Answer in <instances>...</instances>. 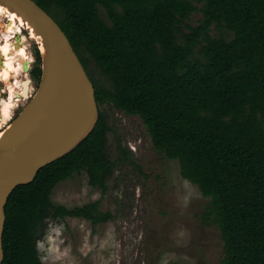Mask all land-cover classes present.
<instances>
[{"label":"trees","instance_id":"obj_1","mask_svg":"<svg viewBox=\"0 0 264 264\" xmlns=\"http://www.w3.org/2000/svg\"><path fill=\"white\" fill-rule=\"evenodd\" d=\"M61 26L88 71V54L110 86L99 106L139 117L155 150L179 162L183 178L209 199L202 219L224 243L221 264H264V0H35ZM200 11L196 26L188 21ZM218 30L220 35H214ZM31 70L40 83L42 58ZM108 115L74 150L42 168L6 206L2 264H43L39 230L48 219L112 218L99 202L72 209L54 189L86 173L108 191L131 151L108 153Z\"/></svg>","mask_w":264,"mask_h":264},{"label":"rangeland","instance_id":"obj_2","mask_svg":"<svg viewBox=\"0 0 264 264\" xmlns=\"http://www.w3.org/2000/svg\"><path fill=\"white\" fill-rule=\"evenodd\" d=\"M200 11L188 21L196 26ZM8 18L2 25L6 26ZM20 25V24H19ZM21 26V25H20ZM4 31L0 29L1 33ZM213 34L219 36L218 30ZM27 47L36 67L38 45L23 28L18 37ZM88 74L101 85L110 86L107 77L88 54ZM31 77V71L26 72ZM0 77V96L8 98L7 84L12 75ZM33 79V78H32ZM40 83L33 79L32 96ZM3 91V92H2ZM29 101L20 102L18 116ZM108 115V153L119 156V143L131 151L130 162H120L108 182V191L89 184L86 173L61 182L52 201L72 209L99 202L102 212L112 218L93 224L83 218L48 219L40 228L38 250L43 264H221L224 243L216 225H205L203 212L209 203L197 185L183 178L179 162L158 153L142 120L109 105L99 106ZM16 118V117H15ZM9 127V126H8Z\"/></svg>","mask_w":264,"mask_h":264},{"label":"water","instance_id":"obj_3","mask_svg":"<svg viewBox=\"0 0 264 264\" xmlns=\"http://www.w3.org/2000/svg\"><path fill=\"white\" fill-rule=\"evenodd\" d=\"M35 29L42 58L39 91L30 95L31 77L23 81L27 106L0 138V264L5 258L3 235L6 206L13 192L34 181L44 167L74 150L99 119L96 90L78 53L58 22L35 0H0ZM28 31V30H27ZM29 32V31H28ZM31 71L30 64L24 67ZM30 119L24 135L17 128Z\"/></svg>","mask_w":264,"mask_h":264},{"label":"bare ground","instance_id":"obj_4","mask_svg":"<svg viewBox=\"0 0 264 264\" xmlns=\"http://www.w3.org/2000/svg\"><path fill=\"white\" fill-rule=\"evenodd\" d=\"M5 18L9 19L6 26L2 25ZM23 28L30 32L33 41L38 39L33 27L29 26L21 16L0 4V29L4 31V34L1 32L3 36L0 38V77L8 79L7 77L12 75V79L15 80V82H9L6 85L9 92L8 98L0 96V138L4 135V131L11 127V123L17 117L15 112L20 107V102L26 101L22 98V84L25 78L28 77L24 67L31 64L33 59L28 53L27 47L22 44L20 36L18 37L20 32L23 33ZM32 93L33 87L31 85V96ZM29 125L30 119L28 117L24 118L17 128V134L23 136Z\"/></svg>","mask_w":264,"mask_h":264}]
</instances>
